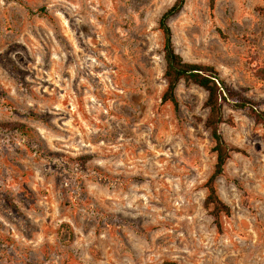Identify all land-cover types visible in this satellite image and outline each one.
I'll use <instances>...</instances> for the list:
<instances>
[{"label":"rangeland","instance_id":"rangeland-1","mask_svg":"<svg viewBox=\"0 0 264 264\" xmlns=\"http://www.w3.org/2000/svg\"><path fill=\"white\" fill-rule=\"evenodd\" d=\"M174 1L0 0V124L30 130L0 126V264H264V128L225 107L240 151L218 228L207 94L181 81L179 108L162 101ZM168 22L186 61L264 110V0H186Z\"/></svg>","mask_w":264,"mask_h":264},{"label":"trees","instance_id":"trees-1","mask_svg":"<svg viewBox=\"0 0 264 264\" xmlns=\"http://www.w3.org/2000/svg\"><path fill=\"white\" fill-rule=\"evenodd\" d=\"M217 0H209L210 11L213 15ZM186 4V0H175L159 19V29L164 38L163 52L165 60L164 77L167 87L162 96L163 102H171L176 109L179 108V102L176 96V90L181 81L186 84H194L201 87L206 92L204 102L208 114L205 120V126L209 130L214 142L213 152L216 154V163L211 176L206 182L207 196L205 206L209 209L218 228L221 227L220 217L222 214L229 216L231 208L218 195L216 189L217 179L223 175L225 165L232 152H239L237 147L230 146L221 130V126L226 122L224 117L225 107L232 109H245L250 111L255 121L264 128V110H261L256 103L246 98L240 91L235 90L227 84L221 77L220 72L212 65L189 62L177 52L173 42V31L169 25V19L179 14ZM217 31L223 36L220 28ZM1 128L7 132H17L30 137L26 125L20 122L1 123ZM80 163H85L87 157L76 159ZM62 228V229H61ZM68 229L69 242H72L74 233L70 231L68 225H62L60 230Z\"/></svg>","mask_w":264,"mask_h":264}]
</instances>
